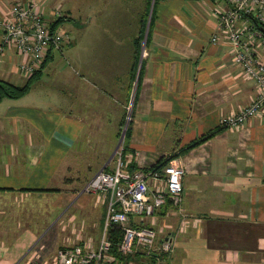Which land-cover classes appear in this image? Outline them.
<instances>
[{
	"label": "crops",
	"instance_id": "0c3cea01",
	"mask_svg": "<svg viewBox=\"0 0 264 264\" xmlns=\"http://www.w3.org/2000/svg\"><path fill=\"white\" fill-rule=\"evenodd\" d=\"M30 3L48 18L59 11L70 42L50 52L49 62L57 53L64 63L48 92L32 84L26 96L0 101V264L46 261L71 247L73 214L82 232L101 236L109 197L82 190L113 173L125 128L126 172L174 156L183 172L177 208L167 202L131 220L154 230L157 246L171 242L159 264H264V114L240 129L219 126L256 97L223 36L211 42L225 1L0 0V15ZM13 61L4 56L0 80L11 83ZM56 226L71 231L43 244Z\"/></svg>",
	"mask_w": 264,
	"mask_h": 264
},
{
	"label": "built area",
	"instance_id": "2783aa9c",
	"mask_svg": "<svg viewBox=\"0 0 264 264\" xmlns=\"http://www.w3.org/2000/svg\"><path fill=\"white\" fill-rule=\"evenodd\" d=\"M227 8L217 13L219 33L211 39L217 43L220 35L228 43L232 59L244 75L254 83L255 99L236 114L220 120L222 129H240L250 120L264 114V36L255 25H264V0H224ZM63 17L55 11L46 18L36 3L16 4L0 15V63L9 53L14 58L15 73L29 77L38 71L49 50L60 51L70 42V35L61 26L52 29V22ZM248 34V38L245 37ZM254 40H258L254 44ZM144 54V50H142ZM131 107L127 109L125 127L130 122ZM126 129V128H125ZM124 129V130H125ZM121 148L113 173H97L83 188L82 194L109 197L104 227L97 248L77 244L61 247L46 261L31 258L26 264H116L110 254L112 243L109 230L117 228L120 241L115 246L119 256L126 259L120 264H136L128 257H166L172 252L168 240L156 245V233L148 227L131 224L132 219L152 218L167 202L177 208L182 196V170L169 164L160 170L126 172L120 160ZM149 183L155 185L150 191Z\"/></svg>",
	"mask_w": 264,
	"mask_h": 264
},
{
	"label": "trees",
	"instance_id": "16d2710c",
	"mask_svg": "<svg viewBox=\"0 0 264 264\" xmlns=\"http://www.w3.org/2000/svg\"><path fill=\"white\" fill-rule=\"evenodd\" d=\"M64 22H65V17L58 18L57 20L52 22V25H51L52 29H57L59 26H62ZM255 28L260 30L264 36V25H255ZM50 52H51V50L48 51V53L45 57V60L41 64L39 70L34 72L32 75H30L28 77V79L26 80V83L24 85L15 86L11 83L0 80V101L3 99L17 100V99H20V98L26 96L28 91L31 88V85L36 80L39 79V77L41 76L42 70L45 68V66L49 62V60L51 58ZM217 133H218V131H215L212 134L193 142L182 152V154L198 147L203 142H205L207 139L212 138ZM128 135H129V130L126 129V131L124 133V139L123 140H126ZM123 150H124V146H123ZM174 158H175V156L172 158H169L165 161H160L158 164H156L155 166H153L149 170H160L163 167H166L167 165H169L170 162L174 160ZM109 238H110L111 243H112V248H111L110 254L115 257L116 264H120L121 262H125L126 259L119 256L117 254L116 248H115V246L120 241V232L118 231L117 228H111L109 230ZM163 258L164 257L157 258L156 256H152L151 258H144V257H141L139 255H135V256H130L127 259H128V261L135 262L136 264H159L158 261H161V259H163Z\"/></svg>",
	"mask_w": 264,
	"mask_h": 264
},
{
	"label": "rangeland",
	"instance_id": "374dc122",
	"mask_svg": "<svg viewBox=\"0 0 264 264\" xmlns=\"http://www.w3.org/2000/svg\"><path fill=\"white\" fill-rule=\"evenodd\" d=\"M47 18V17H46ZM62 28H65V25L62 26ZM65 30V29H64ZM61 58V56H59V54H55L54 58L52 60V62H48L46 68L44 69L43 75L41 77V79L36 82L33 83V86L35 87V92L36 93H42V92H48L49 91V81L54 79L56 77L57 72L59 71L60 65H62L64 62H60L59 59ZM60 62V65H59ZM63 66V65H62ZM5 73V71H4ZM21 77H25V76H21ZM9 81L15 85H23L24 80H22L19 77V74L15 73L11 76V79H9ZM126 143V140H124L123 142H121L120 144V148L122 149L124 144ZM73 225H74V231H73V236L71 237L73 242H71V244H67L66 246H75L79 243H82L83 245H86L89 248H97L98 244H99V236L97 238V235H93V234H87V232H82L79 228L82 226V219L80 218V214L76 215L73 214ZM65 228H59L58 226H56L54 229H52V231L50 232H46V233H42L41 234V238H42V243L45 245H51L52 243L57 244L60 242V238L61 236H63L64 234V230ZM71 231V229L68 227V231L66 234H69ZM64 234V235H66ZM41 245V244H40Z\"/></svg>",
	"mask_w": 264,
	"mask_h": 264
},
{
	"label": "water",
	"instance_id": "95a60500",
	"mask_svg": "<svg viewBox=\"0 0 264 264\" xmlns=\"http://www.w3.org/2000/svg\"><path fill=\"white\" fill-rule=\"evenodd\" d=\"M124 133H125V130H124V132H123V134H122V136H121V142H122V140L124 139ZM121 142H120V144H121ZM120 144H119V146H120Z\"/></svg>",
	"mask_w": 264,
	"mask_h": 264
}]
</instances>
